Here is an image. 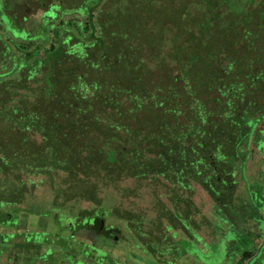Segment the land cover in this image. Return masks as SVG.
<instances>
[{"label": "trees", "instance_id": "trees-1", "mask_svg": "<svg viewBox=\"0 0 264 264\" xmlns=\"http://www.w3.org/2000/svg\"><path fill=\"white\" fill-rule=\"evenodd\" d=\"M157 1L36 0L27 27L17 2L0 0V16L14 17L0 18V211L33 196L41 175L48 205L77 229L108 222L99 182L127 177L162 179L191 219L193 183L227 207L264 133V0H190L192 29L166 51L146 18Z\"/></svg>", "mask_w": 264, "mask_h": 264}, {"label": "rangeland", "instance_id": "rangeland-1", "mask_svg": "<svg viewBox=\"0 0 264 264\" xmlns=\"http://www.w3.org/2000/svg\"><path fill=\"white\" fill-rule=\"evenodd\" d=\"M10 1L17 2L13 9L19 20L23 14L28 16L27 21L22 22L24 25L31 27L37 22L41 8L36 0L29 5L22 0ZM146 2L141 0L142 4ZM190 3V0H158L155 8L149 6L148 14L143 12L155 28L167 34L165 51L172 39L187 34L189 25L192 29ZM0 18L8 21L7 18L14 17L2 15ZM14 23L13 20L8 29L16 37H25L26 29ZM168 66L176 72L171 61ZM263 134L258 129L252 135L253 153L246 170L240 172L237 190L229 197L227 207L222 203L214 204L204 189L193 183L194 191L188 193V202L195 207L191 219V215H185L188 203L174 204L171 190L162 179L127 177L107 185L99 182V195L113 207L108 222L83 223L84 227L77 229L71 226L73 219L66 211L52 210L48 205L54 199V189L47 177L41 175L45 180L32 189L33 196L28 193L22 205L9 204L10 207L0 211V235L9 238L13 233L10 240L24 241L27 258H35V250L41 253L39 261L47 264H264ZM64 176L65 173L59 171L55 177L61 187L67 184L62 180ZM71 203L76 207L91 204L83 199H73ZM41 204L42 207H37ZM129 216L132 217L127 220ZM176 219L186 229L175 222ZM160 221L162 223L157 224ZM104 246L108 253H103L107 252ZM245 251L252 257L246 258Z\"/></svg>", "mask_w": 264, "mask_h": 264}, {"label": "crops", "instance_id": "crops-1", "mask_svg": "<svg viewBox=\"0 0 264 264\" xmlns=\"http://www.w3.org/2000/svg\"><path fill=\"white\" fill-rule=\"evenodd\" d=\"M23 244L24 241L19 242V240L0 241V264H47V262L44 260L39 261L40 260L39 255H41V253L35 250L33 251L34 253L37 254V256L32 259L27 258L25 256L26 251L23 249ZM34 244H40V243L34 242ZM95 248H97V246H95ZM104 248L106 247L104 246ZM106 251L107 252L103 251V253H108V249ZM28 253L31 254L32 252H28ZM120 257L121 259H126V257L123 256ZM249 257H252L251 253Z\"/></svg>", "mask_w": 264, "mask_h": 264}]
</instances>
